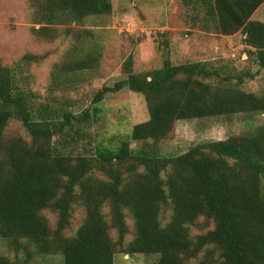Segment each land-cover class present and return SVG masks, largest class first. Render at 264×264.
Masks as SVG:
<instances>
[{"label": "trees", "instance_id": "obj_1", "mask_svg": "<svg viewBox=\"0 0 264 264\" xmlns=\"http://www.w3.org/2000/svg\"><path fill=\"white\" fill-rule=\"evenodd\" d=\"M25 1L34 37L68 42L50 72V95L100 68L101 37L85 24L110 16L111 0ZM182 2L191 23L225 37L241 33L245 54L264 70V23L250 20L264 0ZM142 39L129 40L124 79L101 88L80 113L38 102L0 63V239L12 254L0 255V264L57 254L62 264L137 254L156 255L157 264H264V96L243 89L255 74L228 63L174 65L167 30L152 42L161 66L135 72ZM122 88L142 96L148 119L88 141L106 95ZM235 115H261L263 124L180 155L159 151L177 122Z\"/></svg>", "mask_w": 264, "mask_h": 264}, {"label": "rangeland", "instance_id": "obj_2", "mask_svg": "<svg viewBox=\"0 0 264 264\" xmlns=\"http://www.w3.org/2000/svg\"><path fill=\"white\" fill-rule=\"evenodd\" d=\"M111 4L110 16L90 18L85 24V28L101 37L104 59L100 68L63 83L50 95V72L67 49V40L60 37L55 42H47L34 37L30 32L27 1L0 0V63L9 67L17 80H22L19 86L35 93L38 102L48 100L55 107L62 104L65 108L69 105L73 113H80L90 108L101 88H113L124 79L120 66L130 50V38H143L136 52L135 72L159 68L161 53L154 49L152 42L157 32L167 30L171 33L167 56L174 65L187 62L231 64L237 70L255 74L244 84L245 91L264 96V70L256 67L245 54L241 33L225 37L217 34L213 27L204 29L201 22L191 23L189 15L192 13L185 9L182 0H111ZM250 20L264 23V4ZM28 54L45 55L46 59L42 63H28L23 60ZM102 108L103 114L90 129L88 141L127 133L133 125L148 119L142 96L126 88L108 93ZM262 124L261 115L180 121L176 123L173 139L161 142L159 151L164 156L180 155L195 145L242 135L250 126ZM69 151L75 152L76 148L69 147ZM75 216L79 219L80 214ZM0 255H12L2 239ZM157 260L156 255L114 256V264H157ZM32 264H62V258L59 254L50 255L35 258Z\"/></svg>", "mask_w": 264, "mask_h": 264}]
</instances>
